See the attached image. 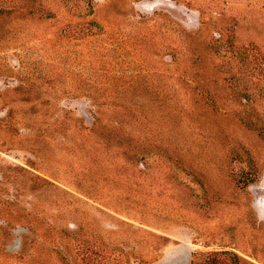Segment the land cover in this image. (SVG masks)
Returning a JSON list of instances; mask_svg holds the SVG:
<instances>
[{
  "label": "rangeland",
  "instance_id": "374dc122",
  "mask_svg": "<svg viewBox=\"0 0 264 264\" xmlns=\"http://www.w3.org/2000/svg\"><path fill=\"white\" fill-rule=\"evenodd\" d=\"M0 264H264V0H0Z\"/></svg>",
  "mask_w": 264,
  "mask_h": 264
}]
</instances>
